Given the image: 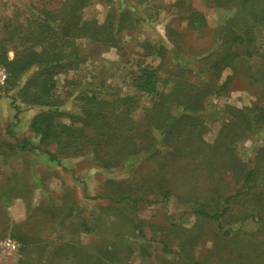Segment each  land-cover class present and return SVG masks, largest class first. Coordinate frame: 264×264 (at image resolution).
<instances>
[{"label":"rangeland","instance_id":"1","mask_svg":"<svg viewBox=\"0 0 264 264\" xmlns=\"http://www.w3.org/2000/svg\"><path fill=\"white\" fill-rule=\"evenodd\" d=\"M61 3L62 0H0V21L5 17L23 21L35 12L34 7ZM188 3L204 13L209 26L204 35L187 28L181 5ZM237 11L233 4L208 7L203 0H88L81 8L86 19L102 22L110 14L113 18L109 17L108 22L117 27L118 16L122 12L128 15L122 28L114 32L115 46L88 38L76 40L84 60L74 73L56 77V90L63 93L67 78L76 74L82 80L91 75L96 77L94 82L104 79L113 92L133 94L128 85L129 73L137 62L156 68L160 90L170 88L171 74L176 69L192 82L209 79L219 85L232 71L225 68L218 78H213L214 73L202 58L214 45L210 39L212 29L235 17ZM167 28L179 30L173 39L178 40L180 48L168 42ZM159 36L167 42L162 48ZM158 47L162 55L156 54ZM189 58L194 60L187 61ZM5 92L0 90V220L6 223L0 224V264H18L22 257L30 258L33 264H264V204H258L259 193L233 199L220 217L221 229L217 221L192 213L191 204L180 202L175 195L169 202H141L137 208L131 203L110 201L148 180L152 170L162 173L161 159L105 169L92 165L85 156L59 154L60 166L39 150L21 151L15 147L16 139L37 143L29 123L41 107L27 106L12 91ZM13 100L19 108L18 121L13 117ZM254 100V88L237 73L226 88L210 95L208 104L211 110L214 105L242 106ZM153 101V96L142 95L135 117L141 116L143 108ZM61 109L76 112L74 97H68ZM219 123H209L206 140L214 138ZM260 144L254 137L244 140L237 144V153L242 158L252 157ZM50 149L55 150L53 146ZM132 164L139 167L134 176ZM169 173L175 194L189 193L202 200L208 185L199 170L190 168L187 175L180 170ZM224 178L230 179L228 174ZM225 181H214L221 192L229 190ZM262 189L255 188L258 192ZM136 221L141 224L143 236L134 228ZM13 226L42 241L20 254L19 243L8 235ZM12 240L18 245L13 247L9 243Z\"/></svg>","mask_w":264,"mask_h":264},{"label":"trees","instance_id":"2","mask_svg":"<svg viewBox=\"0 0 264 264\" xmlns=\"http://www.w3.org/2000/svg\"><path fill=\"white\" fill-rule=\"evenodd\" d=\"M87 1L62 0L59 6L34 7L35 12L23 21L17 17L0 21V65L7 74L0 90L12 91L27 106L41 107L29 123L37 143L16 139L15 147L21 151L39 150L57 165L61 164L59 154L85 156L92 165L105 169L126 166L133 161L149 163L161 159L162 173L152 170L148 180L120 192L118 198L112 197L110 201L131 203L137 208L141 202H169L170 196L175 195L180 202L191 204L192 213L217 221L220 229V217L230 208L233 199L242 194L259 193L258 204L263 206L264 0H203L208 7L224 8L233 4L238 10L235 17L212 29L210 39L214 45L202 58L214 73L213 78H218L225 68L232 71L219 85L209 79L192 82L182 76L183 71L176 69L171 74L170 88L160 90L156 68L137 62L129 73L128 85L133 94L113 92L104 79L94 82L96 77L91 75L82 80L76 74L67 78L62 93L56 90V77L77 71L84 60L76 40L88 38L115 46L114 32L122 28L128 15L122 12L118 16L117 27L108 22L110 14L102 22L86 19L81 8ZM181 6L187 28L203 35L207 33L209 26L204 13L189 3ZM166 31H169L168 42L180 48L178 40L173 39L179 30L167 28ZM260 38L263 40L259 43ZM158 42L160 48L167 44L160 36ZM160 48H156L157 55H162ZM237 73L254 88L255 100L242 106L214 105L210 110V95L226 88ZM142 95L153 96L154 101L143 108L141 116L135 117ZM71 96L78 109L74 113L61 109ZM11 106L15 110L13 117L18 121V105L13 100ZM214 121L220 123L214 138L208 141L204 134ZM252 137L261 144L254 148L252 157L242 158L237 153V144ZM132 165L134 176L139 167ZM190 168H196L207 179L202 200L189 193L173 192L170 170L187 175ZM224 174L230 179H225ZM223 179L229 190L221 192L216 184ZM259 186L263 188L260 192L255 190ZM230 190L233 192L229 193ZM0 224L6 225L1 220ZM140 227L136 221L134 228L143 236ZM8 235L19 243L20 254L42 241L15 226ZM17 263L33 264L30 258L24 257Z\"/></svg>","mask_w":264,"mask_h":264},{"label":"built area","instance_id":"3","mask_svg":"<svg viewBox=\"0 0 264 264\" xmlns=\"http://www.w3.org/2000/svg\"><path fill=\"white\" fill-rule=\"evenodd\" d=\"M6 76H7V74H6L5 69L0 65V84H3L4 83V81L6 79ZM9 243H11V245L13 247H15V246L18 245V243L15 240L14 241L13 240L12 241H9Z\"/></svg>","mask_w":264,"mask_h":264}]
</instances>
